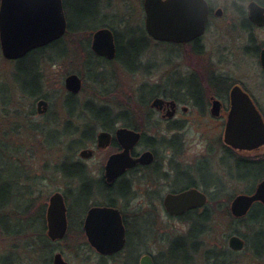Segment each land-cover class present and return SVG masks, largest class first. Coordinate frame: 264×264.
Masks as SVG:
<instances>
[{
    "label": "rangeland",
    "instance_id": "374dc122",
    "mask_svg": "<svg viewBox=\"0 0 264 264\" xmlns=\"http://www.w3.org/2000/svg\"><path fill=\"white\" fill-rule=\"evenodd\" d=\"M68 1L69 12L71 7L80 8V5L83 6V3L78 0ZM212 2L217 8H223L225 14L223 18L212 20L208 33L201 39L204 53L198 54L186 47L156 42L149 38V46L143 54L146 70L132 73L123 65L101 64L102 68L99 66L97 71L103 74L102 77L105 78V81L95 82L87 75L84 77L80 73L85 72V63L88 51L91 50L93 33L102 28L103 24H110L117 29L123 47L127 46L129 37H134V47L138 49L143 43L140 29H145L146 15L143 0H85V4L94 7L95 14L99 13L103 16H98V18L94 16L90 22H85L83 25L99 28L91 36L89 33L64 36L65 38L61 39L64 40V44L53 48L47 47L48 55L53 58H57L65 51L69 54L62 62L54 65L43 61V91L48 96L50 103L46 116H40L37 113L34 116L30 115L32 109H37V102L30 101L18 87L15 80L17 63L8 61L4 57L0 45V169L8 178L9 184L12 182L13 191L18 192L21 188L25 191L35 192V195L40 194L34 204L32 214L42 204H45L48 209L50 198L55 192L64 193L68 189L76 188L75 184L64 177L61 166L68 156L78 160L83 148L73 156L68 147L74 138H78V135L76 137L65 136L60 139L58 133L64 130L65 124L69 120L79 130L84 128L83 123L89 119L87 115L82 118L80 114L82 112L88 114V111L83 108L88 102L107 105L109 106L108 111L113 110L111 111L113 113L131 112L139 125L142 112H144V107L140 106V98L144 96L150 98L153 95L150 99L152 103L153 99L157 97V94L154 95L153 92L142 90L145 84L159 86L160 94L164 92L165 86L176 91L172 81L185 80L195 73L199 83L207 91L208 82L202 78L203 73H206L207 76L211 70L221 73L224 71V74L232 80L245 76L238 70L240 65L242 69L247 68L243 65L240 56V49H242L245 40L242 37L239 38L240 18L237 15V7L247 8L250 0H212ZM75 25H81V22H75ZM256 37L257 44L263 45L264 29L256 31ZM136 43L137 46H135ZM253 66L254 79L257 81L259 80L258 68L255 64ZM71 74H78L83 79V89L75 95L80 109L74 118L68 115L65 106L66 96L69 94L65 87V80ZM258 83L257 81L256 85ZM256 90L254 88V91ZM256 93L262 98L264 97V90ZM167 94L170 95V93ZM262 98L264 108V98ZM3 103L8 105L4 106ZM189 107L187 129L173 133L168 131V126L164 124L150 129L148 134L156 136L159 142L163 137L170 139L173 134H180L186 143V150L181 161L193 168L201 162H208L214 176L213 180L216 185H220L224 189V194L219 199L222 208L219 209L217 204L209 202V207L214 211L215 218L211 223V231L200 239L203 242V246L201 245L199 248L200 251L194 253L192 243L189 241L187 252L180 251L178 257L189 253L192 256L189 264H216L214 261H208L207 251L209 249L218 251L229 249V239L236 230L245 239L246 248L241 252H234L230 264H264V219H260L257 223L242 222L241 220L233 222L234 217L230 211L232 200L237 195L250 194L249 189L253 182V179L242 182L231 177L233 172L237 173L238 159H261L264 155L259 156L260 158H253L251 154L230 153L223 145V128L215 122H210L208 117L200 116L193 105H189ZM43 129L46 130L43 131ZM92 144L88 148L96 149L97 146H91ZM114 150L112 148L105 151L98 149L93 160L86 162L90 174L94 178H99L101 170ZM160 154L166 157L171 156L168 149L164 151L161 148ZM23 175L24 180H29V183L25 182L24 187L18 188V180ZM25 184L27 185L25 186ZM211 186L214 187V185ZM213 187H209V190L204 187L201 189L205 192L208 190L209 195L214 190ZM165 195V193L145 195L140 191L138 195H134L132 200L127 202L119 200V208L125 212L131 224L130 239L132 238V242L135 243V245L132 243L134 247L130 253L126 250L113 259L99 257L89 246L86 236L79 232L80 212L73 211L72 217H75L76 222L73 223L72 230L65 239L54 242V245L50 247L52 253L43 249L36 250L37 247H34L37 242L36 231H26L19 237L6 236L0 232V264H53L54 256L57 253H62L68 264H139L144 254L152 255L156 264H176V259L172 255L173 247L187 241L186 236L190 224L181 218H172L167 215L162 204ZM99 198L101 197L94 198L91 204L102 201ZM15 203L18 208L23 207L19 206L18 199L15 200ZM67 207L73 210L77 206L72 199L67 201ZM227 209L230 215L226 212ZM16 212V206L11 205L3 211V215L12 217L16 215ZM262 217L259 215V218ZM152 221L155 223L154 227ZM17 223V220L8 221L10 229H26L28 227L27 222H19V225L16 226ZM35 230L38 229L35 228ZM261 232L263 233L262 237L259 235ZM145 234L150 235L146 242L143 238L141 239ZM140 241L145 244L142 250L140 249L136 253L134 250L138 249L139 244V248L141 247Z\"/></svg>",
    "mask_w": 264,
    "mask_h": 264
},
{
    "label": "water",
    "instance_id": "95a60500",
    "mask_svg": "<svg viewBox=\"0 0 264 264\" xmlns=\"http://www.w3.org/2000/svg\"><path fill=\"white\" fill-rule=\"evenodd\" d=\"M251 19L264 26V8L256 2L249 5ZM146 22L148 33L157 41L168 43H188L206 32L208 23V4L205 0H146ZM68 29V22L63 0H2L0 10V43L2 53L7 60H18L32 50L51 44L63 37ZM92 48L98 55L110 59L116 57V45L113 31L103 28L95 32ZM264 67V51L262 56ZM67 91L78 94L83 89V80L78 74H71L65 80ZM166 103L163 98H156L152 106L161 108ZM169 105L175 107L174 102ZM219 106L216 101L215 109ZM38 113L43 115L49 110V102L41 99L37 105ZM117 138L124 151L110 157L106 176L112 182L127 168L136 163L149 164L154 160L151 152L140 159L131 157V149L140 141L141 134L121 128ZM112 135L100 133L99 148L110 145ZM227 146L252 152L264 147V121L256 106L240 87L232 92V105L224 133ZM93 151L85 149L81 157L89 159ZM264 204V180L252 194L237 195L231 202L230 210L235 218L246 217L252 207ZM208 197L198 189H190L179 194H169L165 198V207L172 216H180L188 210L203 208ZM67 205L61 192L50 198L47 210L48 237L59 241L66 237L69 223ZM84 231L90 243L104 256H111L123 250L126 244V229L121 211L112 207L92 208L86 218ZM232 250L240 252L246 243L242 237L233 235L229 240ZM53 264H68L61 253L54 256ZM140 264H155L151 256H144Z\"/></svg>",
    "mask_w": 264,
    "mask_h": 264
},
{
    "label": "flooded vegetation",
    "instance_id": "af4514ba",
    "mask_svg": "<svg viewBox=\"0 0 264 264\" xmlns=\"http://www.w3.org/2000/svg\"><path fill=\"white\" fill-rule=\"evenodd\" d=\"M205 1L208 4V11H209L208 23L205 34L202 37L188 43H174L176 46L182 48L184 47L189 48L190 51H193L198 54L204 53V45H202L201 39H203V37L208 33L209 28L212 25V20L214 18L217 19L223 18L225 14L224 9L221 7L217 8L213 4L212 0H205ZM1 2H0V10H1ZM145 2L146 0H143L144 12L146 15ZM252 2H256L261 7L264 8V0H250L247 8L241 6L237 7V12H238L237 15L240 18L239 38L241 39L242 37V39L245 40V43L242 45V49H240L241 51L240 56L242 57L243 65H245L247 68V69H242L241 68L242 66L240 65L238 70L239 72L245 74V76H240L237 79L232 80V78L224 74V71H222L221 73L220 71L214 72L211 70L208 72L207 76L206 73L202 74L203 75L202 78L208 82L206 85L208 90L205 91L203 86H201V84L199 83L198 76L195 75V73H192L190 76H188L187 79L185 80L180 79L174 82L173 85H175L174 88H176V91L174 89H171L170 95L163 94L161 96L155 97L154 100L156 98H163L166 101V103L161 108H155L153 106H150L149 109H144L143 110L144 112H142L143 114L141 115L140 118L141 122L139 125H137V127L134 128L128 127L122 121L113 124L111 126L112 129L99 128L98 130L99 132L97 131L98 133H96L95 142L91 146L93 145L97 146V148L102 151L111 148L115 150L109 156L105 166L101 170L98 179L94 178L90 174L89 167L87 166L86 163L90 160H93L98 150L97 148L90 149L93 151V156L89 159H84L81 157L82 151H80L79 154L80 157L78 160H75L74 158H70L72 167L68 169L71 170L72 172L74 171V174H78L79 177L68 178L69 182L76 185V188L68 189V191L70 192L73 191L74 193H78L79 192L78 190L82 189L81 178H83L84 180H86L85 182L88 184L87 185L88 188L86 186L83 189L84 190L89 189L90 191L89 195H91L89 207L85 211H77L78 213L80 212V217L78 218L79 226L83 230L88 213L92 208H96V207L119 208V200H124L127 202V199L123 197L124 193H129L130 195L133 196L138 195L140 191L142 193H145V195H155L158 193H165L166 194L165 198H166V196H168L169 194H179L190 189H198L199 191L203 192L208 196L207 191L205 192L201 189V187H204L205 189V187L209 184L207 177H211V180L214 179L213 173L211 171L208 162L206 161L201 162L198 165H196L195 168L184 164L181 161V158L184 156L183 154L185 153L186 150V143L184 140H182V136L180 134H173L170 139H166L165 137H163V139L160 142L157 141L156 136H152L148 134V131H150V129L155 128L158 125L162 126L164 124L168 126L167 127L168 131L173 133L175 131L180 132L182 130L187 129V126L189 125V120L187 118L190 115L189 105H193L194 108H196L197 112L200 114V116L206 118L208 117V120L210 122L212 123L215 122V124L223 128V132L225 133V128L231 111L232 92L236 87H240L246 94L249 95L250 99L256 106V109L259 111L264 121V108L261 101L262 96H259L258 93H256L257 91L261 92L262 90H264V67L262 64L264 44L259 46L257 44V37H256V31L263 30L264 26L262 27L258 26L251 19L249 5ZM94 14H95V10L92 12V15ZM145 22H146V17H145ZM112 31L114 34V40L116 45V57L114 59H110L106 56L96 54L92 48L93 45V38H92L90 51L100 58L99 62L105 65L116 63L121 66L123 65L124 67H127L128 64L133 65L134 67L137 68L146 67L144 65L143 54L146 51V48L149 46V38L155 41V39L148 33L146 26L145 29L144 28L140 29V33H142L141 36L143 37L141 41L143 43L141 47L138 49L134 47V43H133L134 37L133 38L129 37L127 46L123 47V45H121V42L119 40L120 39L119 35L113 29ZM94 33H93V37H94ZM135 46H137V43L135 44ZM41 48L32 50L29 54H31L36 50H40ZM129 49L134 50V53L133 52L131 53ZM24 58H20L12 62H19L22 61ZM253 64H255V66H257L258 68V73H259L258 75L259 80H257L259 82L258 85H256L257 81L254 79L255 75H254ZM253 87L256 88L257 90L254 91ZM216 101L219 102V106L217 105L218 109L217 107L216 109L214 108ZM169 102H174L175 107L169 105L168 104ZM111 111L113 110H109L107 113L105 114L102 113L101 115L121 114L127 116L128 114L126 112L113 113ZM44 116H46V114ZM111 120L113 121V118H111ZM125 121H128V118H125ZM119 124L122 125L118 126ZM121 128L129 129L141 134L140 141L130 151L131 157L134 160L140 159L147 152L153 153L154 160L149 164L136 163L134 166L127 168L123 173H121L112 182H110L108 181L106 176L107 163L112 155L124 151L122 144L119 142L117 138V132ZM74 132L75 133L73 134L72 137H76L78 135V138H74V140H79L81 138V130L75 127ZM102 132H107L112 135L111 143L106 148H99L98 146V137ZM223 141H224V137H223ZM223 145L232 154L235 153L238 154L245 153L249 155L251 154L253 158L254 157L260 158L259 156L264 155V147L258 150H254L252 152H246V151L242 152L239 150H235L229 146H226L225 143H223ZM161 148L164 151H167L168 149L171 156L170 157H166L164 155L161 156L160 154ZM251 161L252 163H254L255 167L260 165V168L261 167L264 168V156L261 159H253V160L251 159ZM257 170L258 169L255 168V173H257ZM263 180L264 178L261 181L256 182V186L254 187L251 193H254L256 191L258 185ZM157 186H160V188H157ZM98 196L101 197L99 199H102V201L100 202L97 201L94 204H91L92 200ZM110 197L114 199L115 198L118 199V206L115 207L109 205L108 200L112 199ZM165 198L163 199V203H162L165 212L169 217L178 218V216L170 215L166 210ZM255 206L264 207V204L258 202L254 205V207ZM194 209L199 210V208H194ZM69 211L70 208L68 209V219L70 223L71 221L69 218ZM121 212H122L123 223L126 229V244L122 251L111 256L108 255L104 256L102 254L100 255V253L97 252L96 247H94L90 243L88 236L85 234L87 242L91 247V249L94 250L96 254L102 259H113L124 253L126 250H128L130 253L131 249L134 247L133 244L135 245V243L132 242L133 241L132 238L130 239V232H129L131 225L130 221H128L125 212L123 210H121ZM71 220L73 223L76 222L74 216L72 217ZM154 226L155 223L153 222V227ZM149 237L150 235L145 234V236L141 237V239L143 238L146 242V240ZM145 242H141V247L139 248L140 246L139 244L138 249H135L134 252L137 253L140 249L142 250V247L144 246ZM147 255L151 256L152 259L154 260V263L156 264L154 257L150 254H144L141 257V259Z\"/></svg>",
    "mask_w": 264,
    "mask_h": 264
},
{
    "label": "trees",
    "instance_id": "16d2710c",
    "mask_svg": "<svg viewBox=\"0 0 264 264\" xmlns=\"http://www.w3.org/2000/svg\"><path fill=\"white\" fill-rule=\"evenodd\" d=\"M79 2L83 3V6L80 5V8L78 7H71L70 12L68 11V0H64L65 10L67 14V20H68V32L66 36L70 35H78V34H87L89 33V36L92 35L94 31H96L99 27H86V25H83L85 22H90L94 16L98 18V16H101L102 14H94L92 15V10H94V7L90 4H85V0H78ZM91 1V0H89ZM83 7H87L84 9ZM92 8V10H91ZM103 16V15H102ZM75 22H81V25H75ZM101 27H107L110 29H113L117 34L118 31L116 28L110 26V24H103ZM143 29V28H141ZM59 44H64V40L57 41L50 45L48 48L57 47ZM130 52L134 53V50L129 49ZM48 49H40L32 52L27 57H25L22 61L16 62L17 63V72L15 75V80L17 82L18 87L22 91V93L31 101L37 102L40 98H46L48 99V96L44 94L43 88H44V76L42 73V64L43 61H47L50 63V65L57 64L58 62H62V60L67 57L69 52L65 51L64 53H61L57 58L51 57V55H48ZM85 63V72H80L82 76L89 77L92 79V81L95 82H101L105 81L102 76L103 74L98 72L99 68L101 66L100 58L97 57L93 52L88 51L87 59ZM26 64V65H25ZM100 66V67H99ZM29 67V68H26ZM129 72L136 73L143 71L145 69L144 67H134L133 65H129L126 67ZM146 70V69H145ZM172 84L174 82L172 81ZM179 84V82H178ZM142 90H146L149 92L157 94V96H161L163 94L168 95L167 93L171 92V89H168L167 86H165V90L162 94H160L159 86H149L145 84L142 87ZM67 100L65 101V106L67 109V113L71 118H74L75 115L78 113L79 108V102L77 100V97L73 94H68ZM153 95L148 97H141L140 98V106L144 107V109H149L151 106V98ZM10 104V102H8ZM8 104H4V106H7ZM83 108L88 111V114L81 113L83 117H86L89 119L87 122L83 123L84 128L81 130V138L79 140H74L70 142V145L68 147L69 151L72 153L73 156L76 155V152L79 149L88 147L90 144L95 142L96 133L99 130V128H105V129H112V125L116 122H122L126 124L128 127H137V122L135 121V118L131 112L127 114V116L124 115H114V114H108V115H101L102 113H107L109 106L107 105H99L94 102H88L83 106ZM7 110V109H6ZM8 112V111H7ZM37 111L34 109L31 110L30 115L34 116ZM101 115V116H100ZM113 118V121L111 120ZM125 118H128V121H125ZM103 119V120H102ZM131 120V121H130ZM75 125L71 120L67 121L65 124V128L63 131H59L58 136L59 138H64L65 136L72 137L74 132ZM46 129H43V131ZM42 131V130H41ZM70 158L67 157L66 161L61 166V171L64 174V177L68 180V178H74L79 177L78 174H74V171L72 172L68 168L72 167V164L70 162ZM255 168H257V173H255ZM81 171V170H80ZM264 171V168H260V165L254 166V163H252L251 159H242L239 160L236 164V174L232 173V178L245 182L253 179L252 181V187L249 189V193L252 192V190L255 187L256 182L261 181L264 178V173L261 172ZM260 172V174H259ZM24 175L19 178L18 182V188L24 187V183H29V180H24ZM208 185L205 187L209 190V187H213L211 185H214V190L209 193L210 201L217 204L218 208H222V204L220 203L219 199L222 196L224 189L220 187V185H216L214 180H211V177H207ZM83 178H81V190H78V193H74L73 191H66L64 192V195L66 197V200H72L76 204V208L69 211V218H70V229L69 233L72 230V213L73 211H85L89 205L91 200V195H89V189L84 190L83 188L86 187L88 184L85 182ZM213 182V183H212ZM212 183V184H211ZM0 232L3 235L11 236V237H19L23 233H26V231L33 230L36 231V239L37 242L34 247H37L36 250H46L49 251V253H52V250L50 247L54 245V243L49 239L47 236V220H46V211L47 207L45 204H42L41 207L35 211L34 214H32V210L34 207V204L37 202L38 197H40V194L35 195L36 193L30 190H24L21 189L18 192L13 191V184H9L8 178H6L3 174V170L0 169ZM27 184H25L26 186ZM88 188V186H87ZM208 190H206L208 192ZM123 197L128 200L133 199V195H130L129 193H124ZM112 198V197H110ZM121 198V197H120ZM18 199L19 206H23L18 208L17 203H15V200ZM114 198L108 200L109 205L112 206H118V199ZM209 201V202H210ZM15 203V204H14ZM11 205H15L17 208L16 215L8 216L3 215V211L5 209H8ZM228 207V206H227ZM229 215V210L226 211ZM258 213V214H257ZM257 214V215H256ZM259 215H262V218H259ZM183 221L190 224L189 232L186 236L187 241H183L182 245H175L172 250V255L176 259V264H189L190 259H192V256L189 253H185L182 257L179 256L180 251L187 252L188 250V242L192 243V251L199 252L200 246H203V242L200 241V239L208 234L211 231V223L215 218L214 211L209 207V204L201 210H191L185 213L183 216L180 217ZM248 218L247 220H244ZM241 219V221H248L250 223H257L260 221V219H264V207L263 206H255L251 213L246 217ZM13 220H17L18 223L16 226L19 225V222H27L28 227L26 229L20 228V229H10V226L8 225V221L12 222ZM238 221V219H234L233 222ZM240 221V222H241ZM38 229V230H35ZM79 232L81 235H84V230L80 227ZM68 233V234H69ZM235 234L239 235V232L235 230ZM259 235L261 237L263 236V233L261 232ZM243 236V235H242ZM40 242V245L38 243ZM234 251L232 250H221L218 251L216 249H209L207 251V258L208 261H214V263L217 264H230L232 262V257L234 255ZM259 254V253H258Z\"/></svg>",
    "mask_w": 264,
    "mask_h": 264
}]
</instances>
